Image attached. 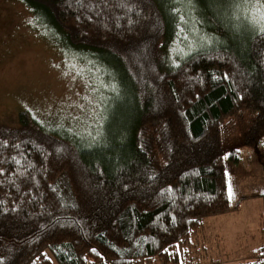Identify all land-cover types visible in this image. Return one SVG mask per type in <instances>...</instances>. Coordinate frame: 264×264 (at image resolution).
Here are the masks:
<instances>
[{
    "label": "trees",
    "instance_id": "16d2710c",
    "mask_svg": "<svg viewBox=\"0 0 264 264\" xmlns=\"http://www.w3.org/2000/svg\"><path fill=\"white\" fill-rule=\"evenodd\" d=\"M22 1L70 44L116 60L125 92L93 140L50 134L25 111L0 123V264H183L202 217L237 208L218 124L249 108L244 144L264 129V27L210 23L208 43L171 52L156 0ZM238 264H264V243Z\"/></svg>",
    "mask_w": 264,
    "mask_h": 264
},
{
    "label": "rangeland",
    "instance_id": "374dc122",
    "mask_svg": "<svg viewBox=\"0 0 264 264\" xmlns=\"http://www.w3.org/2000/svg\"><path fill=\"white\" fill-rule=\"evenodd\" d=\"M172 22L170 51L208 43L210 23L230 35L264 27V0H156ZM212 21V22H211ZM118 63L106 52L70 44L65 33L22 0H0V123L15 125L20 111L50 134L93 140L124 95ZM254 110L240 108L219 121L227 194L237 208L202 217L181 248L183 264H238L264 243L261 229L264 129L248 146L243 133ZM239 152L238 163L227 150Z\"/></svg>",
    "mask_w": 264,
    "mask_h": 264
}]
</instances>
